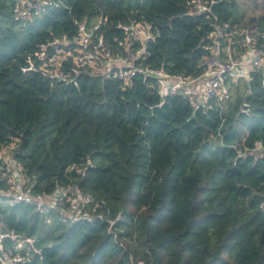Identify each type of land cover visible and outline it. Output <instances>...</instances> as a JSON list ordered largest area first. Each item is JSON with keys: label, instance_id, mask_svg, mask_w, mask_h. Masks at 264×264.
<instances>
[{"label": "trees", "instance_id": "obj_1", "mask_svg": "<svg viewBox=\"0 0 264 264\" xmlns=\"http://www.w3.org/2000/svg\"><path fill=\"white\" fill-rule=\"evenodd\" d=\"M55 1L20 18L14 0H0V149L20 139L10 157L34 194L75 183L97 208L90 222L47 223L0 199V230L27 241L24 264H264V155L254 150L264 147V68L245 95L202 109L161 97L151 75L124 85L67 66V79L51 78L34 56L96 19L93 39L118 52L143 23L157 36L141 67L194 78L215 26L241 24L236 0ZM249 24L264 48V18Z\"/></svg>", "mask_w": 264, "mask_h": 264}, {"label": "built area", "instance_id": "obj_2", "mask_svg": "<svg viewBox=\"0 0 264 264\" xmlns=\"http://www.w3.org/2000/svg\"><path fill=\"white\" fill-rule=\"evenodd\" d=\"M14 1L20 18L41 17L52 7H57L55 0ZM194 3L199 4V1L195 0ZM97 23L90 28L80 24L71 39L56 40L49 48L43 47L36 52L34 56L40 63V68L49 77L58 79H67V66H71L76 74L88 77H105L111 74L124 85H128L137 73L151 75L156 79L161 97L169 94L183 95L193 107L202 109L222 107L226 94L225 83L228 80L235 81V77L239 75L249 81L252 72L264 68V48L258 46L254 30L244 32L239 37L237 28L227 32V25L215 26L209 36V53L202 62L204 69L199 76L190 78L141 67L147 44L157 36L149 25L135 23L130 26L124 40L119 43L121 51L116 52L110 49L102 37L93 39ZM19 148L20 139L13 138L0 149V199H7L11 204L36 207L46 216L47 223L52 219L70 225L93 220L91 215L97 205L75 183L57 186L51 194H34L33 183L24 174L23 166L10 157ZM254 150L264 155V147L260 142L255 144ZM109 224L110 231L114 222ZM25 245L27 246V241L21 236L0 230V264H24V253L28 251Z\"/></svg>", "mask_w": 264, "mask_h": 264}, {"label": "rangeland", "instance_id": "obj_3", "mask_svg": "<svg viewBox=\"0 0 264 264\" xmlns=\"http://www.w3.org/2000/svg\"><path fill=\"white\" fill-rule=\"evenodd\" d=\"M238 15L241 17L242 22L237 27V35H240L244 32L249 33L250 30H254V35H260L263 31L261 28H253L254 24H249L251 19L259 20L264 18V0H236ZM98 22V19L92 20V24ZM252 26V27H251ZM252 32V31H250ZM245 77H242L238 82L227 81L225 83V99L228 97V91L230 92V98L236 96L237 94L245 95Z\"/></svg>", "mask_w": 264, "mask_h": 264}]
</instances>
